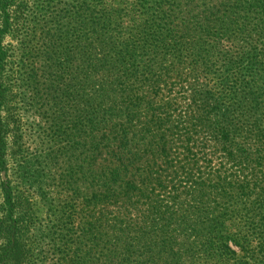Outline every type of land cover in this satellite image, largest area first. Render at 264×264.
<instances>
[{
    "label": "trees",
    "instance_id": "16d2710c",
    "mask_svg": "<svg viewBox=\"0 0 264 264\" xmlns=\"http://www.w3.org/2000/svg\"><path fill=\"white\" fill-rule=\"evenodd\" d=\"M0 171V264H264V0H0Z\"/></svg>",
    "mask_w": 264,
    "mask_h": 264
},
{
    "label": "rangeland",
    "instance_id": "374dc122",
    "mask_svg": "<svg viewBox=\"0 0 264 264\" xmlns=\"http://www.w3.org/2000/svg\"><path fill=\"white\" fill-rule=\"evenodd\" d=\"M8 174H9L8 176L10 177V179L13 180L14 177H13L11 171H9ZM0 178H2V179H5V178H6V176H5V172H4V171H0ZM35 207H36V209H37L39 215H42V214H43V208H42V206L38 204V205L35 206Z\"/></svg>",
    "mask_w": 264,
    "mask_h": 264
}]
</instances>
